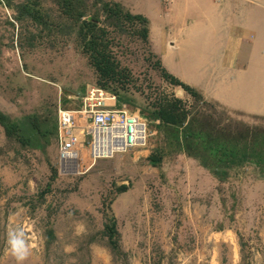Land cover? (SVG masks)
<instances>
[{"label":"rangeland","instance_id":"374dc122","mask_svg":"<svg viewBox=\"0 0 264 264\" xmlns=\"http://www.w3.org/2000/svg\"><path fill=\"white\" fill-rule=\"evenodd\" d=\"M104 1L142 15L149 30L146 41L135 33L142 26L137 22L127 23L129 32L121 34L108 26L112 21L99 20L100 29L107 26L111 62L118 63L111 79L101 76L87 52L79 21L67 20L47 0L34 15L28 0H0V111L25 124L14 136L0 125V264H18L8 244L14 229L22 230L30 248L22 264H197L190 256L202 245L199 240L225 236H235L247 251L248 240L258 239L264 224V179L246 164L219 180L204 166L210 156L205 151L204 163L203 142L193 134L239 139L252 129L264 130V116L228 109L200 94L201 104L164 78L166 69L184 83L182 42L165 39L164 47L170 42L175 47L168 55H182L171 67V59L162 61L155 52L150 32L159 28L157 18L181 12L179 0ZM210 1L224 14L225 34L229 24L240 25L245 34L241 72L254 69L259 77L264 0ZM96 36L102 37L99 31ZM91 88L116 95L118 103L146 118L150 143L97 162L84 151L77 171L65 174L58 160L57 111L59 106L83 111ZM175 99L188 118L180 126H161L153 112ZM184 128L200 149L194 157L183 152ZM153 155L161 162L153 164ZM204 246L216 252L206 250L204 264H230L229 244Z\"/></svg>","mask_w":264,"mask_h":264},{"label":"crops","instance_id":"0c3cea01","mask_svg":"<svg viewBox=\"0 0 264 264\" xmlns=\"http://www.w3.org/2000/svg\"><path fill=\"white\" fill-rule=\"evenodd\" d=\"M182 1L175 3L181 10L177 11V20L173 16L157 18H161L159 28L153 34L150 32L149 39L155 52L159 53L162 61L164 58L171 59L169 65L172 67L182 55H168L167 51L175 47L171 42L164 47V43L168 37L176 38L182 42L180 49L185 53L186 85L199 92L205 100L228 109L264 116V71L260 72L259 77L254 69L241 72L242 49L247 47L248 42L240 25L238 28L229 24V31L225 34V17L216 3L210 0ZM158 45L161 47L159 52L156 49ZM160 52H164V56ZM113 106L121 109L125 104L117 102ZM260 230L261 236L257 241L248 240L250 246L247 251L235 236L222 237L221 242H218L220 239L209 237L199 240L202 245L193 250L190 259L198 261L197 264H204L206 250L216 254L215 250L206 249L204 244L225 243L230 245L233 255L228 263L242 264L245 260V264H264V224ZM243 252H247L246 259L243 258Z\"/></svg>","mask_w":264,"mask_h":264},{"label":"trees","instance_id":"16d2710c","mask_svg":"<svg viewBox=\"0 0 264 264\" xmlns=\"http://www.w3.org/2000/svg\"><path fill=\"white\" fill-rule=\"evenodd\" d=\"M51 4L56 5L63 16L67 20L80 22L81 34L84 38V46L87 48V52H90L97 70L101 76L111 79L117 76L116 67L118 63L112 60L109 53L110 42L105 39L107 29L105 26L98 27L99 20L104 18L105 21H112L108 26H112L116 30H119L121 34H127L129 32V26L127 23L135 24V22L142 25L135 30V33L139 34L143 40H148L149 30L146 26L147 19L142 15H134L128 11H125L123 7L115 1L104 0H47ZM32 15L40 14L41 10L36 6L41 4V0H28L26 3ZM90 13V14H89ZM89 14V15H88ZM134 26V25H133ZM136 26V25H135ZM135 28V27H134ZM132 30V28H131ZM100 33L102 37L97 40L96 32ZM164 78L169 80L171 84L181 87L185 92L194 97L198 102L204 104L203 97L195 89L181 82L175 76L170 74L166 69H163ZM175 103L168 104L167 106H161L158 111L153 112V116L160 121L161 126H175L183 125L188 118V111L177 107V104L181 100L175 99ZM0 125L8 136L17 135L23 130L25 124L13 121L7 115L0 111ZM188 126V125H187ZM185 129V128H184ZM186 130V131H185ZM185 140L182 143L183 152H186L189 157L196 156L193 153L195 150L199 151L197 147H194V143L189 135L193 132L191 129L186 128ZM252 134L247 133L239 139L234 138H216L213 140H207L203 131H197L193 134V138H200L203 142L205 163V151L210 156V165L204 164L206 168H209L214 176L219 180H224L231 174L232 170H239L241 167L253 165L259 170L260 178L264 179V130L252 129ZM188 137V139H187ZM208 137H212L208 135ZM249 137V138H248ZM206 159V158H205ZM162 158L157 155L150 157V161L153 164L160 163ZM119 191L126 190L125 186L118 187ZM115 228V225L109 229ZM116 243H111L113 249H115Z\"/></svg>","mask_w":264,"mask_h":264},{"label":"built area","instance_id":"2783aa9c","mask_svg":"<svg viewBox=\"0 0 264 264\" xmlns=\"http://www.w3.org/2000/svg\"><path fill=\"white\" fill-rule=\"evenodd\" d=\"M83 111H57L60 170L77 171L86 151L93 162L110 160L150 143V122L126 107L115 109L117 96L91 88Z\"/></svg>","mask_w":264,"mask_h":264},{"label":"clouds","instance_id":"9594fccd","mask_svg":"<svg viewBox=\"0 0 264 264\" xmlns=\"http://www.w3.org/2000/svg\"><path fill=\"white\" fill-rule=\"evenodd\" d=\"M8 244L18 264H22L30 253L29 245L24 239L22 230H10L8 233Z\"/></svg>","mask_w":264,"mask_h":264},{"label":"bare ground","instance_id":"6f19581e","mask_svg":"<svg viewBox=\"0 0 264 264\" xmlns=\"http://www.w3.org/2000/svg\"><path fill=\"white\" fill-rule=\"evenodd\" d=\"M84 110V109H83Z\"/></svg>","mask_w":264,"mask_h":264}]
</instances>
